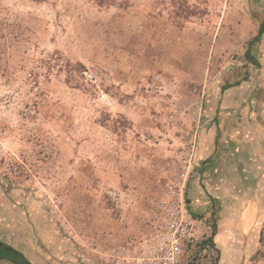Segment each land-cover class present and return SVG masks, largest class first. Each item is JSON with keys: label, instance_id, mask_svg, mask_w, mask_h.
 <instances>
[{"label": "rangeland", "instance_id": "1", "mask_svg": "<svg viewBox=\"0 0 264 264\" xmlns=\"http://www.w3.org/2000/svg\"><path fill=\"white\" fill-rule=\"evenodd\" d=\"M263 23L264 0H0V243L141 264L180 220L181 264H264Z\"/></svg>", "mask_w": 264, "mask_h": 264}, {"label": "built area", "instance_id": "2", "mask_svg": "<svg viewBox=\"0 0 264 264\" xmlns=\"http://www.w3.org/2000/svg\"><path fill=\"white\" fill-rule=\"evenodd\" d=\"M188 235H190L188 225H183L180 220L170 223L168 232L149 246L141 264H181L184 238Z\"/></svg>", "mask_w": 264, "mask_h": 264}, {"label": "trees", "instance_id": "3", "mask_svg": "<svg viewBox=\"0 0 264 264\" xmlns=\"http://www.w3.org/2000/svg\"><path fill=\"white\" fill-rule=\"evenodd\" d=\"M36 1H41V0H36ZM263 30H264V23L260 26L258 35H260L263 32ZM0 249L5 253V255L0 253V258H9L14 264H29V262L13 248L9 246H4L2 243H0Z\"/></svg>", "mask_w": 264, "mask_h": 264}]
</instances>
